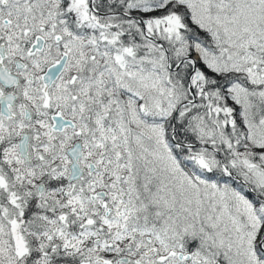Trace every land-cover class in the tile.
<instances>
[{
    "label": "snow or ice",
    "instance_id": "obj_1",
    "mask_svg": "<svg viewBox=\"0 0 264 264\" xmlns=\"http://www.w3.org/2000/svg\"><path fill=\"white\" fill-rule=\"evenodd\" d=\"M0 264H264V0H0Z\"/></svg>",
    "mask_w": 264,
    "mask_h": 264
}]
</instances>
